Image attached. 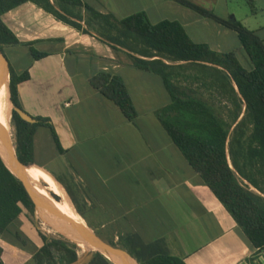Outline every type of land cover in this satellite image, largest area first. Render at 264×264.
<instances>
[{"label":"trees","instance_id":"16d2710c","mask_svg":"<svg viewBox=\"0 0 264 264\" xmlns=\"http://www.w3.org/2000/svg\"><path fill=\"white\" fill-rule=\"evenodd\" d=\"M173 1L235 31L241 48L228 52L214 50L209 44L194 40L179 20L154 23L146 12L120 19L98 11L84 0H0V53L10 65L12 101L23 108L20 85L31 79V72L29 68L19 71L14 67L7 47H28L35 60L49 55L34 42L21 40L6 21L8 13L23 5L35 4L85 34L127 50L137 68L164 79L171 96L170 105L158 111L164 129L256 249L251 260L260 262V255H264V39L243 22L222 18L205 5L193 0ZM241 50L248 56V65L239 57ZM91 84L116 103L131 122L137 123L139 113L122 78L102 71L91 78ZM4 112L5 109L1 123ZM34 118L37 122L31 123L17 111L12 117L17 155L29 166L39 164L36 136L41 127L52 131L55 143L63 151L51 119ZM59 180L79 214L111 246L127 251L141 264H187L182 257L170 254L163 242L148 243L142 235L131 234L129 223L115 221L110 210L105 211L97 203L88 204L80 189ZM53 195L61 200L59 195ZM35 210L36 204L26 185L0 154V234L7 237L22 216L37 227ZM42 218L54 227L48 218L43 215ZM58 235V239L43 236L41 247L31 239L23 241L22 246L33 251L35 264L77 262L81 248ZM2 255L0 245V264H4ZM88 255L87 264H114L100 252Z\"/></svg>","mask_w":264,"mask_h":264},{"label":"crops","instance_id":"0c3cea01","mask_svg":"<svg viewBox=\"0 0 264 264\" xmlns=\"http://www.w3.org/2000/svg\"><path fill=\"white\" fill-rule=\"evenodd\" d=\"M193 1L209 5L213 11L221 2ZM260 1L264 4V0ZM86 3L103 13L146 12L151 19V11L172 9L181 17V4L173 0ZM260 11L264 14V7ZM259 12L253 13L256 18ZM17 13H21L22 28L16 29L7 17L15 18ZM182 15L184 21H189V14ZM43 18L51 26L42 22ZM5 19L21 40L34 42L38 49L49 53L37 60L43 72L37 74L31 69V79L20 85L22 107L34 117L50 118L63 148L62 151L57 146L49 128H39L37 165L60 183L59 179L80 189L88 204L97 203L105 211L110 210L115 221L129 223L131 234L142 235L148 243L163 242L170 254L182 257L187 264L259 262L251 260L256 249L246 240L234 217L164 129L158 111L170 105L171 96L161 76L137 68L127 50L85 34L35 4L23 5ZM182 23L187 28V23ZM252 30L264 39V23ZM56 69L66 77L68 92L56 100L39 97V87L51 85ZM102 71L119 76L127 85L139 113L136 124L92 86L91 78ZM56 201L64 205L61 200ZM36 226L38 230L37 223ZM38 234L39 230L33 239L42 246ZM259 259V264H264V255Z\"/></svg>","mask_w":264,"mask_h":264},{"label":"rangeland","instance_id":"374dc122","mask_svg":"<svg viewBox=\"0 0 264 264\" xmlns=\"http://www.w3.org/2000/svg\"><path fill=\"white\" fill-rule=\"evenodd\" d=\"M89 2L90 0H85ZM209 7V5H207ZM264 7L263 2L260 0H221L219 5L215 7L214 12L216 14L224 15L225 18L228 19H237L248 27L249 29H255L259 27L260 23H264V14L259 10ZM259 12L258 18L254 16V12ZM112 14L114 12H111ZM20 14V18L18 15ZM116 16H127L128 14L134 13H114ZM151 19L154 22H158L162 19H178L182 22L187 23V29L192 38L199 42H205L209 44L214 50L221 49L225 52L238 50L241 48V42L238 37V34L218 22L201 17L197 12L192 9L181 5V17L178 15V12L175 10H165V11H151ZM182 14H189V21H184L182 19ZM229 14V15H228ZM14 16H8L7 20L11 25H13L16 29L22 28V25L19 23L22 19L21 13L15 14ZM198 18H201V21H197ZM48 20V19H47ZM46 19H41L42 22H46L47 24H51ZM259 21V22H257ZM51 26V25H50ZM25 47L18 46H9L7 47V55L11 61V63L16 67L19 71L22 68L33 69L37 74L43 72V66L38 63L31 55L25 52ZM24 51L20 53V51ZM239 57L241 61L248 65V56L244 50L239 52ZM55 76H53V81L50 86L44 85L40 86L38 89V95L41 96H51V99H59L61 96L65 95L69 88L64 83L65 78L62 75L61 70L56 69ZM159 82V80H156ZM157 84L154 82V85ZM47 86V87H46ZM216 102H220L221 100L215 99ZM221 103V102H220ZM22 105V104H21ZM23 106V105H22ZM27 111L26 109H24ZM146 110V109H145ZM149 110V109H148ZM28 112V111H27ZM29 113V112H28ZM31 114V113H30ZM32 115V114H31ZM33 116V115H32ZM12 134L14 136V127L12 126ZM53 195V194H52ZM54 196V195H53ZM55 198V197H54ZM61 198V197H60ZM62 201V199H61ZM66 219V218H64ZM67 220V219H66ZM36 221V219H35ZM70 224H73L71 221H67ZM35 225L31 223L27 217L22 216L20 219L11 227V230L7 232V237L5 235L0 234V244L3 245V260L4 264H35L33 259V251L28 250L23 247V241L31 239L33 242V235L38 230ZM39 227L47 233L50 231L53 234L60 233L56 230L52 225L47 222L44 218H40ZM61 234V233H60ZM20 236V237H19ZM81 255L84 252H80ZM138 260V259H137Z\"/></svg>","mask_w":264,"mask_h":264},{"label":"water","instance_id":"95a60500","mask_svg":"<svg viewBox=\"0 0 264 264\" xmlns=\"http://www.w3.org/2000/svg\"><path fill=\"white\" fill-rule=\"evenodd\" d=\"M11 70L9 62L0 53V90L8 83L10 91V100L12 102V115L10 127L8 128L0 122V154L8 167L13 173L20 178L26 185L33 201L36 204L35 219L39 227L41 216L48 218L58 230L67 239L74 242L79 248L83 245L84 256L92 252H100L114 264H141L136 258L131 256L127 251L111 246L108 242L101 239L95 231L90 227V231H84L73 224L67 222L60 215L58 210L51 204L49 199L39 192L32 184L29 175V165L24 164L18 157L14 136L12 134V117L14 111H17L21 117L31 123H36L37 119L23 108L16 106L11 97ZM82 249V248H81Z\"/></svg>","mask_w":264,"mask_h":264},{"label":"bare ground","instance_id":"6f19581e","mask_svg":"<svg viewBox=\"0 0 264 264\" xmlns=\"http://www.w3.org/2000/svg\"><path fill=\"white\" fill-rule=\"evenodd\" d=\"M3 109H5V112L2 123L9 128L12 115V102L10 100L8 83L0 90V116ZM28 175L35 188L49 199L51 204L56 210H58L62 217L66 218L67 221H71L74 226H77L84 231H90L88 227L89 225L77 211L67 190L47 169L37 164L30 165L28 167ZM56 192L61 197L65 206L58 203L56 198L52 195L53 193L56 194ZM81 248L80 251L82 252L86 249L83 245Z\"/></svg>","mask_w":264,"mask_h":264},{"label":"flooded vegetation","instance_id":"af4514ba","mask_svg":"<svg viewBox=\"0 0 264 264\" xmlns=\"http://www.w3.org/2000/svg\"><path fill=\"white\" fill-rule=\"evenodd\" d=\"M38 230H39V234L38 235H39V238L42 241V243H44V237L43 236H47L49 239H58V238H60V236L58 234H53L50 231L45 233L42 230V228H40V227H38ZM39 247H41V246H39ZM89 258H90L89 255L84 256V255L80 254V257L77 260V262L71 263V264H87V261H88Z\"/></svg>","mask_w":264,"mask_h":264}]
</instances>
